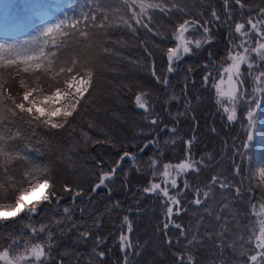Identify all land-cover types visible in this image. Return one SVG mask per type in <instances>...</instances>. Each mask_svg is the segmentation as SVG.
I'll list each match as a JSON object with an SVG mask.
<instances>
[{
  "label": "trees",
  "instance_id": "obj_1",
  "mask_svg": "<svg viewBox=\"0 0 264 264\" xmlns=\"http://www.w3.org/2000/svg\"><path fill=\"white\" fill-rule=\"evenodd\" d=\"M42 1L0 0V30L9 18L35 26L33 11ZM71 2L81 11L80 29L88 35L75 33L64 40L56 52L57 65L75 60L84 71L91 70V95L82 102L71 124L63 128L41 126L29 132L18 125L26 133L18 146L28 160L15 169L22 172L25 164L47 169L62 199L43 205L36 216L0 220V247L6 248L10 238L20 237L23 251L34 224L45 225L54 233L45 264H181L179 257H184L183 264H251L240 253H256L254 244L246 242L245 229L258 219L252 205L264 204V180L258 171V166L264 165V151L259 163L251 142L247 149L241 147L246 142L244 117L238 112V119L228 122L218 110L211 81L205 87L203 76L209 71L218 75L230 37H238L234 24L260 18L264 0H241L243 7L235 0H229L227 7L225 0H151L166 8L163 12L149 10L151 32L134 21L135 32L122 23L121 17L129 19L131 15L124 0ZM173 5L176 10L169 12ZM93 11L98 17L108 15V28L92 27L91 21L85 25L83 15ZM213 11L220 16L219 21L213 19ZM184 20L208 21L211 41L198 50L192 45L193 52L174 60L170 73L167 49L175 44L173 33ZM185 35L197 39L202 30ZM62 39L56 35L58 43ZM241 70L245 71L246 65H241ZM53 75L41 76V80H51ZM19 79L15 70L0 69V84L13 93L22 91ZM165 79L167 84L162 82ZM26 82L32 83L33 78L27 77ZM137 95H142L147 111L137 107ZM259 116L261 133L264 112ZM154 118L158 120L155 125L151 124ZM190 140L188 156L186 142ZM238 149L247 156L237 155ZM125 152L133 154L135 160L125 158L115 175L105 181L106 186L93 192L101 174L110 172ZM186 156L197 162L198 171L188 170L179 177L177 190L182 183L187 187L179 200V214L173 217L176 225L182 226V236L181 229L169 224L161 196L143 189L160 178L159 173L153 175L151 161H158L156 169L161 171L163 164L185 160ZM237 164L243 168L240 175L234 173ZM213 176L231 186L219 188L212 183ZM209 183L208 196H198L200 205L192 203L197 188ZM65 186L72 191H64ZM76 191L83 194L73 202ZM57 206L69 208L70 217ZM165 223L169 224L167 229ZM255 226L258 231V224ZM83 232L89 235L82 238ZM122 234L130 247L120 241ZM39 239L47 240V236L41 234ZM99 252L104 253L103 258Z\"/></svg>",
  "mask_w": 264,
  "mask_h": 264
},
{
  "label": "snow or ice",
  "instance_id": "obj_2",
  "mask_svg": "<svg viewBox=\"0 0 264 264\" xmlns=\"http://www.w3.org/2000/svg\"><path fill=\"white\" fill-rule=\"evenodd\" d=\"M229 0H225L227 7ZM237 5L241 4V0H235ZM100 7V6H98ZM124 7L130 12L129 19L121 17L122 23L133 32V21L137 27L152 31L150 24L152 16L149 10L159 9L166 11L161 4L152 3L151 0H124ZM176 10L173 5L169 12ZM182 11V9H180ZM214 20L219 21L220 16L215 11L212 12ZM231 19V17H229ZM83 20L87 26V22L91 21V26L96 28H108L109 17L102 13L98 17L95 12H89L83 15ZM81 21L78 19H62L53 24H45L40 30V35L46 37L43 45L37 42L35 48L26 49L21 55L16 50V45L0 41V69L6 71L15 70V75L20 77L19 87L22 90L19 93H13L4 84H0V220L8 221L12 218L33 217L40 213L41 207L45 204L51 205L54 201L59 203L62 199L54 190V182L47 173L45 168H29L25 164V170L19 173L15 169L20 164H24L28 157L23 154L18 144L20 138H26L23 125L29 132H33L36 127L47 126L51 129L63 128L70 125L75 115L79 114V110L83 107V101L87 96L91 95L90 88L93 84V73L91 70L84 71L77 65L75 60L70 64L57 65L56 52L60 50L64 40L70 38L72 34L79 33L80 36H87L88 33L80 29ZM208 21L184 20L176 28L173 33L174 39L177 41L175 47L167 49L169 67L168 72H173V61H179L184 54L200 49L203 44L210 43V29ZM230 29L232 25H229ZM202 30L200 38L191 39L186 33L197 32ZM234 32L238 37L233 36L229 39V49L227 55L219 66L218 75L214 76L211 71L206 72L203 76L205 87L209 86L215 90L218 96V110L224 115L228 122L238 119V112L244 117L247 127L245 129L246 142L242 144V148L247 149L249 143L256 138L258 131L257 117L260 112H264V10L260 12V18H249L246 22L234 24ZM56 35H60L63 39L60 43L56 40ZM36 38L25 41V44H31ZM107 51V49H105ZM15 53V55L13 54ZM212 54L209 53L211 58ZM226 65V66H225ZM241 65H246V70H241ZM209 64L205 68H209ZM51 80H41V76H48L53 73ZM22 73L24 75H22ZM155 71L153 75H155ZM32 77L33 82H26L27 77ZM159 80V77H157ZM167 84V80H163ZM227 84V87H223ZM245 85H248L246 87ZM139 102L141 97H136ZM140 108L147 111L145 103L139 104ZM260 110L259 112L257 110ZM158 123L156 118L151 120V124ZM15 129V131H14ZM171 131L175 132V129ZM261 142L264 143V132L260 134ZM189 148L188 156H190V147L192 141L186 142ZM147 147V145H145ZM143 151V149H141ZM237 155L247 156L246 152L237 150ZM186 156L184 161L176 164H163L162 172L156 169L158 161H151L150 166L154 169L153 175L159 173L164 180L165 186L162 188L160 183H150L149 187L143 189L144 192H154L158 196H162L166 207V215L169 217L173 213L171 204L180 205V201L175 195H170V189H177V179L171 176V172L175 171L177 175L186 173L188 170L198 171L195 167L196 161ZM125 158L135 160V156L128 152L123 153L120 160L108 173H102L99 183L93 188L96 189L106 186L105 181L110 180L115 175L116 170ZM259 176L264 180V165L260 166ZM243 172L241 165L237 164L234 168L235 175ZM212 183L218 184L219 188H229L231 185L225 180H221L217 176H213ZM187 187V185H185ZM9 190L10 193H9ZM64 191H72L65 186ZM237 195L240 194V188L236 187ZM82 191H76L73 196V202L76 197L81 196ZM197 190V195H198ZM204 197L208 196L205 192ZM201 199L197 198L192 201L196 205L201 204ZM255 207V205H253ZM264 208V205H261ZM64 213L70 217V209L64 208ZM177 207V214H179ZM219 219V217H217ZM124 221H128V217H124ZM57 224L60 221L56 222ZM258 224V231L255 225ZM169 227L168 223L164 224V228ZM176 228L181 229L182 226L177 224ZM131 230V224H129ZM246 242L250 245L254 244L255 249L259 251L256 254L248 255L249 250L241 251V256H246L251 264H264V215L245 229ZM41 234L47 236V240L39 239ZM88 232L81 233L82 238H86ZM54 233L45 225H30V237L24 242L23 251H20V237L10 238L9 246L0 250V262L2 264H45L51 254V241ZM241 240L245 236H240ZM101 238L97 237L100 242ZM120 241L127 245V237L120 236ZM171 243V240H169ZM241 249L244 245H240ZM125 248L122 247V251ZM103 258L104 253H98ZM181 264L184 257H179ZM191 261V258H188Z\"/></svg>",
  "mask_w": 264,
  "mask_h": 264
},
{
  "label": "rangeland",
  "instance_id": "obj_3",
  "mask_svg": "<svg viewBox=\"0 0 264 264\" xmlns=\"http://www.w3.org/2000/svg\"><path fill=\"white\" fill-rule=\"evenodd\" d=\"M227 10H228V8H225L224 12H226ZM33 14L35 16V22H36V25L33 27L29 24H26V25L22 24L21 25L19 22H17L16 19L9 18L5 22L4 28L2 30H0V41H5L9 44L16 45V50L19 51L21 53V55L24 54L26 49L35 48L37 46V42L40 45H43V42L46 39V37H43L40 35V30L44 27L45 24H53L56 21L62 20V19H78V20H80L82 18L81 11H78L75 8V6L71 2V0H43L42 4L40 6L35 7ZM33 37L36 38V41H33L31 44H25L24 43L25 41H30L31 38H33ZM191 39H193V38H191ZM176 44H177V41L175 40V44L172 45L171 47H175ZM13 54L15 55V53H13ZM223 87H227V84H225ZM137 96L141 97L139 102L136 99ZM137 96L135 97V103H136L137 107H139V104L145 103V101L143 100L142 95H137ZM216 97L218 99L217 94H216ZM262 103H264V102H262ZM146 107L148 110L147 104H146ZM141 109L145 110L144 108H141ZM257 111L259 112L260 110L258 109ZM259 124H260V116L257 117L258 131L256 134V138L253 141H251V143H252V148H253V151L255 153L257 162L260 163V161L262 159V154L264 151V143H262L261 139H260L261 133L259 132ZM172 129L173 128H170V130H172ZM153 140H155V137L153 138ZM153 140L147 142L145 145L152 143ZM145 145H144V147H145ZM181 161H184V160H181ZM181 161H179V162H181ZM179 162H175V163L171 162L169 164L174 165V164L179 163ZM258 167H260V165ZM161 172H162V170H161ZM183 174L177 175V173L175 171L171 172V176L173 178L177 179L178 187H179V177H181ZM154 183H160L162 188L165 186L164 180L162 179L161 175H160L159 180L157 182H154ZM97 184H95L92 187V190ZM182 184H183V187L180 188L179 190H177L178 188L177 189H170V195H175L178 200L181 199V197H182L181 194H183L182 190L185 187V183H182ZM209 188H210V183L197 188L199 194L197 195V190H196L195 191V195H196L195 199H197L199 195H203L204 192H208ZM161 198L164 201L165 198H163L162 196H161ZM259 204H254L255 207H253V205L251 207V211L255 214V216L257 218H259V216H261V215H264V208L261 207V205H264V204L263 203H259ZM168 206L173 207V213L171 214L170 217L166 214L165 215H166L167 219L169 220V224L172 223V224L176 225V221H175L173 215L177 213V207H179V209H180V206L171 204L170 202H169ZM57 208L63 210L65 207L63 208L62 206H57ZM165 212H166V207H165ZM3 248L4 247H0V250H2ZM257 251H259V250L256 249V252ZM0 264H2V262H0Z\"/></svg>",
  "mask_w": 264,
  "mask_h": 264
},
{
  "label": "water",
  "instance_id": "obj_4",
  "mask_svg": "<svg viewBox=\"0 0 264 264\" xmlns=\"http://www.w3.org/2000/svg\"><path fill=\"white\" fill-rule=\"evenodd\" d=\"M143 148H144V146L142 147V149H143ZM140 151H141V149H140ZM140 151H139V152H140Z\"/></svg>",
  "mask_w": 264,
  "mask_h": 264
}]
</instances>
